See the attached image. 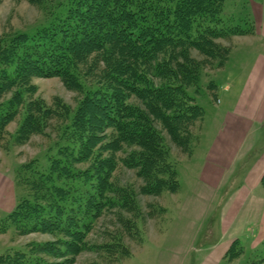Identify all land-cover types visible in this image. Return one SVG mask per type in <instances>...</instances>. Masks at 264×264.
I'll return each instance as SVG.
<instances>
[{
    "label": "trees",
    "instance_id": "1",
    "mask_svg": "<svg viewBox=\"0 0 264 264\" xmlns=\"http://www.w3.org/2000/svg\"><path fill=\"white\" fill-rule=\"evenodd\" d=\"M25 1L39 5L55 0ZM224 3L60 0L57 7L62 11L48 25L31 33L0 37V141L21 110L24 115L13 137L15 142L44 134L49 121L58 116L57 110L46 108L40 98L34 100L33 78H59L68 89L83 92L73 114L62 109L71 116L65 130L80 136L76 153L68 154L63 147L57 157L49 156L48 164L25 181L31 197L21 199L0 220V234L13 226L20 235L57 234L65 240L37 244L27 251L7 248L0 254V264H61L48 263L37 255L60 258L79 254L102 207L112 205L100 201L104 193L120 195L117 206L132 211L129 209L135 207L128 208L131 200L124 192L130 198L133 192L126 185L113 188L118 161L137 170L144 182L142 194L177 192L176 162L170 158L163 134L181 153L187 157L192 154L198 141L193 130L204 111L188 88L198 92L201 72L208 63L215 60L220 68L227 61L230 50L216 40L253 35L255 31L253 22L250 26L228 25L222 17ZM195 54L202 59L194 58ZM213 88L210 83L209 90ZM109 129L112 138L102 144L101 134ZM96 149L98 156L102 152L110 155L93 160L89 169L78 170L75 166L91 159ZM121 151L125 155L117 161L115 154ZM25 169L26 165L18 167L19 183V173ZM79 180L83 181L79 186L67 184ZM260 183L264 186V175ZM87 185H92L91 189ZM128 226L133 229L135 225ZM125 248L120 249L124 257ZM234 249V254L240 251L236 256L243 252L234 241L227 255Z\"/></svg>",
    "mask_w": 264,
    "mask_h": 264
},
{
    "label": "rangeland",
    "instance_id": "2",
    "mask_svg": "<svg viewBox=\"0 0 264 264\" xmlns=\"http://www.w3.org/2000/svg\"><path fill=\"white\" fill-rule=\"evenodd\" d=\"M59 2L60 0H55L53 3L34 5L25 0H1L0 37L22 31L31 33L48 25L62 11L57 7ZM252 3L264 4V0H225L222 13L224 21L228 25H252L248 15ZM215 42L230 50L227 61L220 68L215 60L208 63L201 72L198 92L194 87L188 88V93L204 111L202 121L198 122L193 130V133L198 135V141L194 142L192 154L187 157L181 153L163 134L170 148V158L176 162L179 182L177 192H163L158 196L142 194L143 180L138 177L136 169H127L119 163L118 159L125 154L122 151L117 152L115 159L118 162L113 172V188L119 190L126 185L127 190H131L134 195L130 198L125 194L126 190L124 192L125 198L131 200L128 208H135L126 212L117 206L120 195L104 193V200L100 201L106 202L104 204L110 201L112 205L102 207L99 218L84 238L83 250L79 254L60 258L44 254L37 256H42L48 263L61 264H202L215 245L235 237L243 252L236 256L240 251L234 254V249L231 256H228L227 251L231 246L229 243L220 264H264V221L261 219L264 212V188L260 187L256 191L254 189L235 221L229 224L228 231H222V217L233 205L237 195L236 187L243 178L240 166L242 167L245 160L242 158V161L235 164L226 175L231 179L225 180L223 188L210 198L202 194L203 187L199 183L204 155L209 151L222 123L224 112L233 107L253 63L260 53L264 54V40L247 35L218 39ZM194 58L202 59L198 54H195ZM229 79L233 81V85L227 82ZM31 82L36 86L34 100L40 98L46 108L56 109L58 116L49 121L50 126L45 129L44 134H34L18 142H15L13 137L23 119V110L19 111L6 127L8 135L0 141V154L8 156L5 168L10 167V174L20 185L21 199L31 197L29 184L25 181L29 182L34 178L32 173L41 170L42 165L48 164L49 156L57 157L63 147L67 148L68 154L76 153L80 146L79 133L65 130L71 116L66 115L62 109L69 111V115L73 114L83 97V92L68 89L59 78H33ZM210 83L214 86L212 91L209 90ZM226 86H230V95L223 93ZM112 135L113 131L110 129L101 134L102 144L107 143ZM256 137L254 134L250 140ZM246 149L248 147L243 150V155ZM109 155L108 152H102L98 156L96 149L91 159L75 167L81 171L89 169L93 160L104 159ZM244 158L248 161L253 159L249 156ZM20 165H26L27 168L19 173L22 175V183H19L16 177ZM88 178L87 176L86 179ZM82 182L68 181L67 184L79 186ZM94 184L96 185V181ZM87 186L91 189L92 185ZM82 195L81 191L79 196L82 198ZM127 225L135 226L131 229ZM59 239L65 240V237L47 233L20 235L10 226L6 233L0 234V254L10 247L26 250L27 247H35L45 242H59ZM124 248L126 257L122 256L120 251Z\"/></svg>",
    "mask_w": 264,
    "mask_h": 264
},
{
    "label": "crops",
    "instance_id": "3",
    "mask_svg": "<svg viewBox=\"0 0 264 264\" xmlns=\"http://www.w3.org/2000/svg\"><path fill=\"white\" fill-rule=\"evenodd\" d=\"M248 15L255 24L254 34L249 36L264 40V4L252 3ZM227 82L233 85L232 80ZM230 91V86H226L223 93L230 95ZM254 134L257 137L250 140ZM247 147L243 155L242 152ZM245 156L253 157L252 161L246 160ZM242 158L245 160L242 167L240 166L242 182L236 187L237 195L233 205L222 217V231L225 233L230 227L229 224L235 221L239 211L250 199L254 189L256 191L260 187L264 188L260 183L264 175V54L261 53L243 82L233 107L224 112L222 123L209 151L204 155L199 175V183L203 187L202 194L210 198L222 189L225 180L231 179L227 178V173L231 172ZM7 159L8 156L0 154V220L13 211L22 198L20 185L10 174V167L5 168ZM261 219L264 221V212ZM234 241L238 239L234 237L215 245L202 264H220L224 251L229 243Z\"/></svg>",
    "mask_w": 264,
    "mask_h": 264
}]
</instances>
